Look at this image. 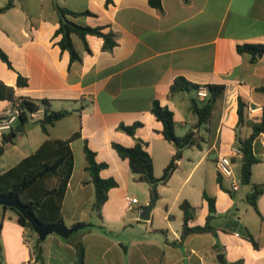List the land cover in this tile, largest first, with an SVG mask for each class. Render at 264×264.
Masks as SVG:
<instances>
[{
    "label": "crops",
    "instance_id": "obj_1",
    "mask_svg": "<svg viewBox=\"0 0 264 264\" xmlns=\"http://www.w3.org/2000/svg\"><path fill=\"white\" fill-rule=\"evenodd\" d=\"M5 2L0 0V6ZM53 2L15 0L0 12V49L8 61L0 59V81L12 86L15 96L46 99L48 109L68 111L47 127L46 134L58 124L60 129L48 137L64 139L76 132L68 143L72 167L61 200L62 223L67 227L92 223L66 238L46 235L41 241L42 264H59L63 253L73 264L78 242L84 247L85 264L91 248L96 250V264H221L217 260L220 256L224 264H264L261 132L251 144L259 161L251 165L249 186L229 189L231 178L239 179L241 162L240 154L231 155L230 149L237 137L246 138L250 133L247 124L236 125L237 99L245 104V120L259 121L264 108V52L251 57L236 51L238 44H264V0H160L159 9L147 0H110L106 5L105 0H55L58 6L78 13L65 15L72 23L105 26L103 32L114 33L115 44L110 49L101 47L102 38L97 35L86 34L84 43L71 33L78 55L75 60L59 48L60 35H53L58 26ZM83 11L89 13H80ZM17 76L25 78V85H16ZM177 76L198 85L222 84L223 92L213 105L207 129L199 127L203 136L200 147L179 151L166 183H156V200L148 218L141 219L139 213L149 201L151 186L144 182H140L144 186L133 185L137 181L126 159L117 155L111 143L127 147L140 142L151 157L153 175L160 176L175 149L163 138L161 123L150 112L152 101L172 111L176 135L185 133L195 122L189 101L194 93L169 94V85ZM7 104L8 100L0 99V112ZM42 108L29 116L24 131L35 126ZM65 122L69 123L67 128H63ZM133 122L140 124L132 136L117 128L119 123ZM17 134L23 133L18 131L14 137ZM44 138L18 156H14L21 151L16 142L4 143L7 147L0 160L6 150L13 156L0 163V173ZM84 145L96 162L106 163L99 176L116 182L100 209L101 215L105 211L110 214L98 218L100 222L106 218L111 228L107 231L122 229L120 237L103 233L92 216V185L85 169ZM219 155L230 157L231 177L217 172L215 159ZM251 184L262 185L255 198L258 213L246 198ZM203 192L213 197L209 224L215 233H188L180 238L182 212L178 204L186 200L193 207L189 226L201 225L208 214ZM129 199L133 202L127 203ZM85 209L89 212L86 215ZM153 212L161 215L160 222L153 221ZM31 243L32 235L17 222L14 212L1 211L0 207V264H39Z\"/></svg>",
    "mask_w": 264,
    "mask_h": 264
},
{
    "label": "trees",
    "instance_id": "obj_2",
    "mask_svg": "<svg viewBox=\"0 0 264 264\" xmlns=\"http://www.w3.org/2000/svg\"><path fill=\"white\" fill-rule=\"evenodd\" d=\"M14 1L15 0H6V2L0 6V12L10 8ZM109 1L110 0H105V5ZM147 3L154 8H160V0H147ZM53 6L58 17V26L54 30L53 35H60L57 44L60 49L68 51L70 60L78 59V55L70 40L71 33L76 34L84 43L86 34L97 35L102 38L101 47L103 49H110L115 44L114 33L110 30L105 32L102 31L105 26L89 27L74 24L68 20L65 15H75L78 13L58 6L55 0ZM80 13L87 14L89 12L83 11ZM236 51L239 53L246 52L252 57L257 52H264V44L242 43L236 45ZM0 59L8 64L7 58L1 49ZM25 83V78L17 76L16 85L23 86ZM199 86L200 85L196 83L187 81L182 76L175 77L169 85V94L178 91H192L194 93L189 101L190 111L195 116V122L192 127L182 135H176L174 132L172 111L165 105H160L156 100L151 103L150 112L155 119L161 123V134L163 138L171 143L175 149V153L162 169L159 177L153 175L151 157L140 142L135 141L132 146L127 147L117 143H111L117 155L122 159H126L128 168L135 181L144 182L149 186L154 183L165 184L176 167L175 159L179 151L183 148L200 147V141L203 140V136L199 131V127L202 126L203 130L207 129L206 125L209 122L213 105L221 96L223 85L218 83L204 84L203 86L206 88V94L202 99H199L196 95V90ZM0 99H6L8 102L18 101L19 114L15 125L19 128V133L23 130V125L29 119L30 113L37 110L40 106H43L41 115L35 122L39 124L45 135L47 134V126L62 119L68 114V111L64 109H48L46 99L35 101L15 96L13 87L5 85L1 81ZM244 106L245 104L243 101L238 98L236 105V125L238 126L242 123L247 124L250 127V133L246 138L237 137L235 147L239 149L241 156L239 182L241 184H248L250 182L251 165L259 161L258 157H255L252 153L251 144L253 139L260 132L264 131V108L261 111L259 121L253 122L244 119ZM139 124V122H133L128 125L119 123L117 128L127 135L132 136L135 128ZM75 135L76 132L64 139L45 137L33 151L0 173V193L10 194L13 191H17L20 202L30 204V210L40 222H62L60 213L61 200L72 167V155L68 143ZM14 138L9 140L7 144L12 143ZM7 144L0 141V155ZM83 152L86 159L85 169L89 174V182L92 185L91 210L97 217H100L101 205L107 198V191L109 188L115 186L116 182L110 177L103 178L99 176V171L106 166V163L96 162L93 152L85 145L83 146ZM261 187L262 185L259 184H251V190L246 196L249 205L256 213H258V211L255 198ZM202 197L206 201L208 214L204 223L201 225L195 224L189 226L188 222L193 217V207L186 200H182L178 204L182 212L180 238L188 233H215V228L209 224L210 214L214 211L213 197L208 196L204 192L202 193ZM5 210L13 211L16 215L17 222L30 232V235H32L31 248L34 260L42 264L41 241L32 231L28 222L15 209L11 207L1 208V211ZM98 226L103 233L109 234L110 231L105 230L102 225ZM75 253V264H85L84 247L81 242L75 245Z\"/></svg>",
    "mask_w": 264,
    "mask_h": 264
},
{
    "label": "water",
    "instance_id": "obj_3",
    "mask_svg": "<svg viewBox=\"0 0 264 264\" xmlns=\"http://www.w3.org/2000/svg\"><path fill=\"white\" fill-rule=\"evenodd\" d=\"M28 122L25 123L24 128L27 129ZM19 131V128H14L4 134L1 137L3 143H7L11 138L14 137L15 133ZM156 184H152L150 187V198L149 201L142 207L139 213V218L147 219L148 212L153 207L156 200ZM0 207H11L15 209L21 216L28 222L32 231L36 234L37 238L42 241L43 238L51 233H54L62 238L68 237L72 232L88 225L89 223H77L71 226H65L61 221L59 222H40L30 210V204H24L20 202L17 191H13L10 194L0 193ZM217 260L224 264L222 257Z\"/></svg>",
    "mask_w": 264,
    "mask_h": 264
},
{
    "label": "rangeland",
    "instance_id": "obj_4",
    "mask_svg": "<svg viewBox=\"0 0 264 264\" xmlns=\"http://www.w3.org/2000/svg\"><path fill=\"white\" fill-rule=\"evenodd\" d=\"M67 126H69V123L68 122H65V125H64V127L63 128H67ZM48 127V126H47ZM57 127H59V128H57ZM60 127H61V124H58V126H56L55 128H53L52 130H50V133H49V135L48 136H52V135H54V131H56V130H59L60 129ZM63 130H65V129H63ZM22 133L23 134H17L16 135V137L13 139V142L15 143L16 142V144L18 145V148H20L21 149V151L19 152V151H17V149L18 148H15L14 149V151H17L16 152V154L14 155V156H18V154L20 153L21 154V152H26L25 150H26V148L28 147V146H33V144L34 143H36L38 140H40L41 138H44V137H48L47 135H45L43 132H42V130H41V128H40V126H39V124L38 123H36L35 124V126L34 127H32L31 129H29L28 131H24V127H23V130H22ZM21 135V136H20ZM19 139H21V140H19ZM23 141V142H22ZM7 147V146H6ZM10 149V148H9ZM10 151L11 150H6V152H5V155H4V157L2 158V160H0V163H2L3 161H4V159H6V157H9V158H11L13 155H10L9 153H10ZM10 160H13V159H10ZM5 162H7V161H5ZM134 186L136 185V187L138 186V185H142V186H144L145 184L144 183H140V182H134V184H133ZM249 185L248 184H241V183H239L238 184V187H248ZM146 187V186H145ZM248 209H249V211H252L251 210V208L248 206ZM84 212V215H86V212L87 213H89L86 209L83 211ZM92 213V216L94 217V219H97V222L99 223V224H101L103 227H104V229H106V230H111V228H109V227H107V224H106V218H103L102 217V221L103 222H100V219L96 216V214L94 213V212H91ZM251 213V212H250ZM102 213H100V215H101ZM109 212L108 211H105V215H104V213H103V215L104 216H109ZM83 215V216H84ZM103 215H101V216H103ZM160 219H161V215L159 216V213H157V212H153V221L154 222H160ZM85 223H89V224H92V223H90V222H85ZM87 228H89V226H84V227H82V228H79L78 230H76V231H80V230H85V229H87ZM96 230V228H94V231ZM96 231H98V230H96ZM123 230L122 229H119L118 231H114V230H112L111 232H110V234L111 235H113V237H120V236H122L123 234H121V232H122ZM74 233V232H73ZM136 236V235H135ZM124 237V236H123ZM122 237V238H123ZM96 250L93 248H91V249H89V255H90V257H89V260H88V264H96V263H98V261H97V259L95 258V255H96V252H95ZM59 264H69V259H68V257H67V254L66 253H63V255H62V260H60V262H59ZM72 264V263H71ZM73 264H75V261H74V263Z\"/></svg>",
    "mask_w": 264,
    "mask_h": 264
},
{
    "label": "built area",
    "instance_id": "obj_5",
    "mask_svg": "<svg viewBox=\"0 0 264 264\" xmlns=\"http://www.w3.org/2000/svg\"><path fill=\"white\" fill-rule=\"evenodd\" d=\"M206 94V88L200 85L196 90V95L199 99H202ZM38 111L35 110L30 115H37ZM19 114L18 101L8 102V104L0 112V139L3 134L12 129L13 124L16 122ZM260 136L264 139V131L260 133ZM231 155L240 154L238 148L233 147L230 149ZM228 155H219L215 159V167L217 172L224 177H231V161ZM239 179L231 178L229 189L235 191L238 188ZM133 202V199L127 200V203Z\"/></svg>",
    "mask_w": 264,
    "mask_h": 264
}]
</instances>
